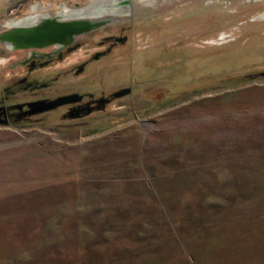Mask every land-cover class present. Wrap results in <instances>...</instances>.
<instances>
[{
	"label": "rangeland",
	"instance_id": "rangeland-1",
	"mask_svg": "<svg viewBox=\"0 0 264 264\" xmlns=\"http://www.w3.org/2000/svg\"><path fill=\"white\" fill-rule=\"evenodd\" d=\"M90 1L0 0V32ZM130 1L36 73L106 104L0 123V264H264V0Z\"/></svg>",
	"mask_w": 264,
	"mask_h": 264
},
{
	"label": "flooded vegetation",
	"instance_id": "flooded-vegetation-1",
	"mask_svg": "<svg viewBox=\"0 0 264 264\" xmlns=\"http://www.w3.org/2000/svg\"><path fill=\"white\" fill-rule=\"evenodd\" d=\"M34 8L39 9V6L36 5L34 6ZM54 14L55 13H53L52 15ZM105 25H103L101 28L104 29ZM111 25V27L123 29V27L125 26H130V23L127 24L125 22H113ZM95 30H92L85 34H89L91 32H94ZM119 38V36H116L115 38H107L104 40V45H106L110 49L120 40ZM76 44V39H73L70 43L66 44L63 47H58L57 44L52 43L47 46L51 47V49L48 51L40 47L8 49L5 45L2 44L8 50V52H24L23 56L20 59L13 61L16 63L15 65L12 61L10 62V59H8L7 56L4 57V61H8V65L12 68L20 65L19 67L21 68L26 67V70L22 76L14 81H11L12 83L6 85L1 90L2 95H0V123L15 124L17 122H23L38 115L49 114L59 108H69L68 113L71 114V112L76 111L77 104H81L82 108H91L106 104L110 100L111 97H107V99H105L101 95L100 97H98L96 102H89L87 101V98H85L86 94H84V92L76 90L65 91L64 93H58L56 95L54 94L53 96H36L38 95L35 91L37 88L49 86L53 82L52 80H49L50 78L46 79L44 76H38L36 73L44 68L51 67L54 63L59 62L60 59L66 57V52L72 50L73 47L76 46ZM103 53L108 54L107 50H99L95 54H93V57L98 58L100 55L102 56ZM88 62H90V60L86 59L81 63L72 64L69 73L80 74L84 72ZM17 82L20 83L18 84V86L16 85ZM16 88H20L21 90H30L34 97L22 102H20L19 100H13L11 96L12 94H14ZM73 93L78 95H74ZM70 94H73L75 96L74 99H72V97L71 99H69ZM80 95H82V98L79 97ZM59 100L61 101V103L56 104V102Z\"/></svg>",
	"mask_w": 264,
	"mask_h": 264
},
{
	"label": "water",
	"instance_id": "water-1",
	"mask_svg": "<svg viewBox=\"0 0 264 264\" xmlns=\"http://www.w3.org/2000/svg\"><path fill=\"white\" fill-rule=\"evenodd\" d=\"M112 21H114V18L110 17L104 19L98 18L93 20H90L88 18H81L69 19L63 22L51 20L50 22H41L36 25H19L20 27H17L15 29L13 27H9L7 30L0 32V41L4 42L3 39L7 38L16 42L21 38H25L23 44L18 43L17 46H12L13 49L43 47L44 45L50 43H55L58 45V47H63L72 41L75 34L87 33ZM128 90L129 88L123 89L119 94L124 93Z\"/></svg>",
	"mask_w": 264,
	"mask_h": 264
},
{
	"label": "bare ground",
	"instance_id": "bare-ground-1",
	"mask_svg": "<svg viewBox=\"0 0 264 264\" xmlns=\"http://www.w3.org/2000/svg\"><path fill=\"white\" fill-rule=\"evenodd\" d=\"M132 12V4L130 0H92L78 7H68L62 5L54 15L50 12H36L20 18H9L5 25L10 28L20 27L19 25H36L41 22H50L51 20L63 22L69 19L88 18L90 20L98 18H114L115 16L129 15ZM115 20V18H114ZM26 37V36H25ZM4 44L8 49H13L12 46H17L19 43H24L25 38L14 42L10 39H3Z\"/></svg>",
	"mask_w": 264,
	"mask_h": 264
}]
</instances>
